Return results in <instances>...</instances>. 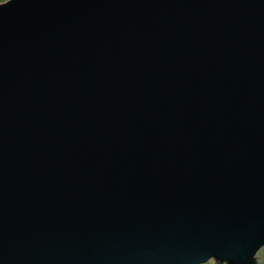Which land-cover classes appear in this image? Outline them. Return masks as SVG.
<instances>
[{"label": "water", "instance_id": "1", "mask_svg": "<svg viewBox=\"0 0 264 264\" xmlns=\"http://www.w3.org/2000/svg\"><path fill=\"white\" fill-rule=\"evenodd\" d=\"M263 247L264 0L0 2V264Z\"/></svg>", "mask_w": 264, "mask_h": 264}, {"label": "rangeland", "instance_id": "2", "mask_svg": "<svg viewBox=\"0 0 264 264\" xmlns=\"http://www.w3.org/2000/svg\"><path fill=\"white\" fill-rule=\"evenodd\" d=\"M6 1V0H5ZM256 260H257V263L256 264H264V247L261 248L257 255H256ZM214 259H211L209 260L208 262L204 263V264H220V262H215ZM221 264H224V263H221Z\"/></svg>", "mask_w": 264, "mask_h": 264}, {"label": "snow or ice", "instance_id": "3", "mask_svg": "<svg viewBox=\"0 0 264 264\" xmlns=\"http://www.w3.org/2000/svg\"><path fill=\"white\" fill-rule=\"evenodd\" d=\"M0 2H5V0H0Z\"/></svg>", "mask_w": 264, "mask_h": 264}]
</instances>
